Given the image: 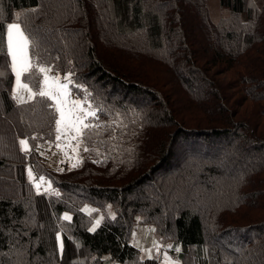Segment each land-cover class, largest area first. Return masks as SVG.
Instances as JSON below:
<instances>
[{
  "label": "trees",
  "instance_id": "obj_1",
  "mask_svg": "<svg viewBox=\"0 0 264 264\" xmlns=\"http://www.w3.org/2000/svg\"><path fill=\"white\" fill-rule=\"evenodd\" d=\"M209 1L0 0L96 112L79 164L48 169L55 106L15 102L0 56V264H170L130 242L136 216L180 264H264V0Z\"/></svg>",
  "mask_w": 264,
  "mask_h": 264
},
{
  "label": "snow or ice",
  "instance_id": "obj_2",
  "mask_svg": "<svg viewBox=\"0 0 264 264\" xmlns=\"http://www.w3.org/2000/svg\"><path fill=\"white\" fill-rule=\"evenodd\" d=\"M30 47L31 40L22 30L21 25L19 23H9L6 30L5 50V33L3 29H0V56L5 57L6 60L10 58L11 72L15 75L13 98L16 99L18 103H25L31 101L38 95L42 98L54 101L55 111L59 113V118L55 121L57 140H60L62 135H68L70 132L75 133L71 139H78L85 135V130L93 127L85 123V120L88 117H94L96 115L95 110H91V105H89L88 109L81 107L83 103L87 102V96H85L83 101L69 99L71 74L69 73L63 78L67 83H61L59 75L49 76L48 73L51 71L50 68L42 66L37 67V65L33 63L29 51ZM34 70L44 75L42 86L38 92L33 91L28 83L22 82V77L25 76V74H34ZM0 75H3V73H0ZM21 90L28 93L27 101L23 95L19 94ZM81 113H83V115H81ZM20 144L22 145V150H26L27 142L21 140ZM77 147H79V144H77ZM85 151H87V149H85ZM72 166L75 167L76 165ZM29 176L31 177V171L29 172ZM41 179H43V177ZM36 187L39 188V185H36ZM63 219L69 220L70 217L65 215ZM98 225L99 220L96 221L89 231H95ZM59 239L60 237L58 235L57 240ZM176 251H179V248H177Z\"/></svg>",
  "mask_w": 264,
  "mask_h": 264
},
{
  "label": "rangeland",
  "instance_id": "obj_3",
  "mask_svg": "<svg viewBox=\"0 0 264 264\" xmlns=\"http://www.w3.org/2000/svg\"><path fill=\"white\" fill-rule=\"evenodd\" d=\"M209 8H210V13H211L212 17L217 18L218 14H217V6H216L215 0L209 1ZM9 23H19V22L10 21L6 24L5 40H6L7 25ZM48 75L49 76L59 75L61 78V83H67V81H64V79H63L64 76L68 75L67 73H60V72H57V71L51 69V71L48 73ZM43 78H44V75L42 74L40 87L42 86ZM22 82H23V80H22ZM23 83H26V82H23ZM14 87H15V75L13 74L12 90H11L12 98H13V88ZM40 87H39V89H40ZM19 94L23 95L25 97V100L27 101V95H28L27 92L21 90L19 92ZM69 99L83 101L71 88H70ZM14 101L17 102L16 99H14ZM27 102H29V101H27ZM27 102H25V103H27ZM52 103L54 104V101H52ZM89 105L90 104L88 102H86V103H83L81 105V107L84 109H88ZM91 110H95V109L91 106ZM81 115H83V113H81ZM94 117H88L85 120V123H89ZM58 118H59V113H57V119ZM3 131H4V127H3V125H1L0 136H1ZM74 135H75L74 132H70L68 135H62L61 139L57 140L56 139L57 133L55 130L54 140L51 142H46L41 146L40 153L44 157V162H45V165L48 169L53 170V171H58L63 166H66L68 169H71V168H73L72 165L77 166L79 164L80 155H79V147H77V144H80V139L82 136L79 137L78 139H71V137ZM21 140H24L27 142V148H26V150H23V151L29 150V144H28L27 139L19 138L18 141H19V146H20L21 150H22V145L20 144ZM0 143H1V145L3 144L1 139H0ZM58 145H59V147H58ZM1 148H3V147L0 146V149ZM30 171H31V177L29 176ZM26 175H27L28 180L33 184V186L37 192H45V193L54 192L55 189L53 188L51 182L46 178L41 179L42 177H35L30 167L26 168ZM36 185H39V188H37ZM82 208L85 212H89L92 210L93 207L89 204H84ZM130 242L134 246H136L140 249L142 257H151L154 254H156V253L158 254L159 252H161L162 248H164V250H162V252L159 253L161 255L163 262L170 263V264H180L179 259H178L179 258L178 252H180V247L175 246V247L179 248V251H176V249H177L176 248L173 251V255H172L169 252V250L167 249L170 246L172 247V243L166 242L167 244L164 245L165 243H162L161 240L155 234L153 227L149 224L141 222V219L139 216L135 217L134 228H133V232H132ZM110 264H119V263L111 262Z\"/></svg>",
  "mask_w": 264,
  "mask_h": 264
}]
</instances>
